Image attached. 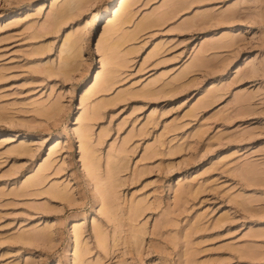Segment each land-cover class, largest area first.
I'll return each instance as SVG.
<instances>
[{
    "label": "rangeland",
    "instance_id": "rangeland-1",
    "mask_svg": "<svg viewBox=\"0 0 264 264\" xmlns=\"http://www.w3.org/2000/svg\"><path fill=\"white\" fill-rule=\"evenodd\" d=\"M116 2L0 0V264H264V0Z\"/></svg>",
    "mask_w": 264,
    "mask_h": 264
},
{
    "label": "bare ground",
    "instance_id": "bare-ground-1",
    "mask_svg": "<svg viewBox=\"0 0 264 264\" xmlns=\"http://www.w3.org/2000/svg\"><path fill=\"white\" fill-rule=\"evenodd\" d=\"M79 1V0H78ZM83 1V0H82ZM85 1V0H84ZM87 1H89V0H87ZM127 4H128V0H117V2L115 3V5L114 6H112L110 9H109V13H110V15H112V18L111 17H109V16H107L106 18H107V20H106V22H105V31L106 32H109V34H110V32L112 31V30H114V26L115 25H120L121 23H123L124 21H125V18L124 19H119L120 17H121V12H122V10L125 8V7H127ZM72 5V4H71ZM251 6H258V4L256 3V2H253L252 3V5ZM68 7H71L70 5L68 6ZM61 9V10H60ZM59 10L60 11H55V18H57V14L59 13H61L60 15H62V12L64 11H67L66 9H62V8H60ZM69 10H70V8H69ZM64 12H63V14H64ZM229 12V11H228ZM232 12V11H231ZM57 13V14H56ZM59 14H58V16H59ZM66 15V14H65ZM232 17V16H231ZM54 18V19H55ZM115 18V19H114ZM114 19V20H113ZM119 19V20H118ZM118 20V21H117ZM104 31V32H105ZM68 39V38H67ZM230 42V41H229ZM228 42V43H229ZM78 43V42H77ZM75 41H73V40H70L69 41V44H68V47L69 48H73L74 47V45L75 44H77ZM234 43V40H233V38H232V40H231V42H230V45H232ZM75 48V47H74ZM71 55V54H70ZM69 58H70V56H69ZM256 60V58L253 56V55H248V56H246L245 57V59H244V61H245V64H250V63H252V62H254ZM70 62V61H69ZM67 63V62H66ZM63 66H65V65H63ZM68 68V67H67ZM65 68H63V71H65L64 70ZM62 71V72H63ZM61 72V71H60ZM98 74L95 76V80H94V82H93V84L94 83H96V81H98ZM104 83V82H103ZM92 86V85H91ZM102 86H103V84H102ZM79 136L80 137H82L83 136V133H79ZM84 157L86 158V161H87V164L89 163V165H90V167H91V169H94L95 167V163H94V161H93V159H92V156H91V154H89V152L87 153V154H85L84 155ZM85 161V162H86Z\"/></svg>",
    "mask_w": 264,
    "mask_h": 264
},
{
    "label": "snow or ice",
    "instance_id": "snow-or-ice-1",
    "mask_svg": "<svg viewBox=\"0 0 264 264\" xmlns=\"http://www.w3.org/2000/svg\"><path fill=\"white\" fill-rule=\"evenodd\" d=\"M98 7H102V5H99ZM44 11H47V9H45ZM110 15V13H109ZM103 23V17L101 19H99L98 24H102ZM93 43H94V39H93ZM93 51H95V48H93ZM85 55H87V53H85Z\"/></svg>",
    "mask_w": 264,
    "mask_h": 264
}]
</instances>
